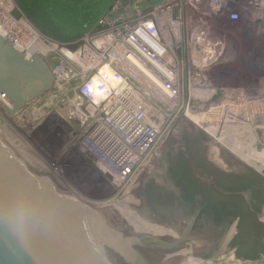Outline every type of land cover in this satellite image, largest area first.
I'll list each match as a JSON object with an SVG mask.
<instances>
[{
    "label": "built area",
    "instance_id": "2783aa9c",
    "mask_svg": "<svg viewBox=\"0 0 264 264\" xmlns=\"http://www.w3.org/2000/svg\"><path fill=\"white\" fill-rule=\"evenodd\" d=\"M222 2L114 0L75 42L40 37L36 54L53 84L26 107L43 115L65 108L68 121L111 143L118 174L142 170L170 121L209 110L223 43L207 21Z\"/></svg>",
    "mask_w": 264,
    "mask_h": 264
},
{
    "label": "water",
    "instance_id": "95a60500",
    "mask_svg": "<svg viewBox=\"0 0 264 264\" xmlns=\"http://www.w3.org/2000/svg\"><path fill=\"white\" fill-rule=\"evenodd\" d=\"M28 51L21 55L0 34V104L10 114L42 96L53 84L47 62ZM180 132L188 138L185 146L194 159L203 157L238 168V158L179 114L134 182L108 202L87 204L0 122V264H216L224 259L264 260L238 258L232 251L234 246L228 249L233 228L211 258H198L192 254L196 244L193 238L166 241L173 238L177 228L153 223L142 212L144 184L155 183L154 176L159 177L158 169L152 171L154 166L150 165L153 156L167 139ZM253 181L261 185L258 179ZM181 194V210H192L204 199L199 187L184 189ZM146 203L142 209L169 214L171 205L167 201ZM213 209L208 220L217 227L221 218L214 216Z\"/></svg>",
    "mask_w": 264,
    "mask_h": 264
},
{
    "label": "rangeland",
    "instance_id": "374dc122",
    "mask_svg": "<svg viewBox=\"0 0 264 264\" xmlns=\"http://www.w3.org/2000/svg\"><path fill=\"white\" fill-rule=\"evenodd\" d=\"M11 1L14 5L12 15L24 17L14 0ZM207 24L224 43V52L211 73L215 94L209 110L190 113L218 119L217 116L225 112L213 108V103L227 99L224 106L229 102L243 105L246 98L252 120L264 130V0H223ZM231 105L229 107H237ZM56 113L43 115V111L31 108L10 114L0 109V122L82 202H108L136 180L141 170L127 177L116 172L110 142L99 133L68 121L65 108ZM185 118L206 133L195 121Z\"/></svg>",
    "mask_w": 264,
    "mask_h": 264
},
{
    "label": "flooded vegetation",
    "instance_id": "af4514ba",
    "mask_svg": "<svg viewBox=\"0 0 264 264\" xmlns=\"http://www.w3.org/2000/svg\"><path fill=\"white\" fill-rule=\"evenodd\" d=\"M250 122L253 137L259 142L264 141V130L258 128L259 124L257 126L252 117ZM186 139L180 132L165 141L150 163L154 166L152 171L158 169L156 172L161 178L154 176L155 183L146 181L143 187L142 208L146 202L160 199L170 203L171 207H167L169 214L164 210L150 212L149 208H141L142 212L153 223L177 228L173 238L166 241L174 238L179 241L185 236L193 238L196 244L192 254L198 258H211L231 228L233 233L227 247L230 250L234 246L232 251L236 257L248 260L264 258V172L256 165L242 161L236 163V169L203 157L194 159L187 152ZM170 140L175 143L168 144ZM259 142L257 144L264 147ZM254 178L261 181V185H256ZM198 187L204 195L202 204L192 210H181L178 207L184 200L181 191ZM213 206L216 210L214 216L221 218L217 227L208 220L209 214L214 212Z\"/></svg>",
    "mask_w": 264,
    "mask_h": 264
},
{
    "label": "bare ground",
    "instance_id": "6f19581e",
    "mask_svg": "<svg viewBox=\"0 0 264 264\" xmlns=\"http://www.w3.org/2000/svg\"><path fill=\"white\" fill-rule=\"evenodd\" d=\"M13 8L14 5L11 0H0V34L21 53L27 55L29 53L28 50L38 53V50L41 49L39 33L24 17L15 18L11 13ZM243 100H245L243 105L242 103L237 105L234 102H229L228 105L224 106L223 101L213 103L215 104L213 108L225 112L224 114H220L221 116L218 115V119H214L207 114L196 116L191 113L190 118L195 121L202 130H205L211 138L216 140V142L219 144L221 143L224 147L228 148L230 153L240 161L249 165H256L257 169L264 172V147L258 145L257 142L259 141H257L251 134L249 127L251 126L250 108L246 105V101L248 102V100H246V98ZM231 104H234L237 107H229ZM245 106L247 107L244 108ZM0 109L6 111V108L2 104H0ZM22 109L23 111L29 110L26 105L19 111ZM219 126L221 127V130H219ZM259 143L264 144V141H260ZM222 263L264 264V260L235 261L224 259Z\"/></svg>",
    "mask_w": 264,
    "mask_h": 264
},
{
    "label": "trees",
    "instance_id": "16d2710c",
    "mask_svg": "<svg viewBox=\"0 0 264 264\" xmlns=\"http://www.w3.org/2000/svg\"><path fill=\"white\" fill-rule=\"evenodd\" d=\"M114 0H14L45 38L70 44L91 29Z\"/></svg>",
    "mask_w": 264,
    "mask_h": 264
}]
</instances>
